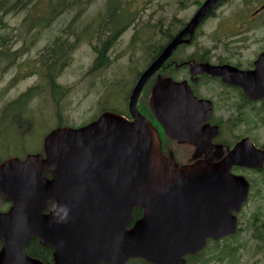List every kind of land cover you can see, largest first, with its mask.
Segmentation results:
<instances>
[{
    "label": "water",
    "instance_id": "obj_1",
    "mask_svg": "<svg viewBox=\"0 0 264 264\" xmlns=\"http://www.w3.org/2000/svg\"><path fill=\"white\" fill-rule=\"evenodd\" d=\"M219 1L204 0L141 73L129 98L132 121L105 111L84 126L50 131L44 156L28 154L0 164V199L11 204L0 212V264H126L131 259L186 264L184 257L198 253L208 239L236 233L233 212L246 202L249 183L232 175L230 167H261L264 152L257 155L250 141L242 140L221 163L178 168L162 155L156 130L136 107L147 81L180 44L190 42ZM255 65L236 73L232 82L251 99L264 97V54ZM196 68L220 75L216 67ZM149 104L165 134L181 138L195 108L186 84L163 80ZM136 209L142 215L128 227ZM32 239L53 250L52 262L24 252Z\"/></svg>",
    "mask_w": 264,
    "mask_h": 264
},
{
    "label": "rangeland",
    "instance_id": "obj_2",
    "mask_svg": "<svg viewBox=\"0 0 264 264\" xmlns=\"http://www.w3.org/2000/svg\"><path fill=\"white\" fill-rule=\"evenodd\" d=\"M16 1H19L20 10L4 15L5 28L0 27V42L4 38L10 39L6 46L0 47V114L4 106L31 88L41 86V94L28 102L12 125L8 121L0 124L1 161L40 152L44 137L58 125L78 128L93 121L105 109L117 107L122 110L123 101L135 83L137 70L144 66L149 49H152L150 45L158 38L153 34L154 21L159 20L163 30L166 27L173 29L178 22L189 18L199 0H183L182 7L176 0H128L127 10L136 14L137 21L129 31L115 39L100 60V68L94 70V52L100 43L96 34L89 41L84 35L85 30H81L90 22L97 25L107 0H93L82 15L77 1L67 11H59L51 9L49 0H0L4 4ZM246 1L252 5L264 3V0ZM34 2L37 5L31 7ZM51 11L53 14L48 15ZM45 16V20H49L47 25ZM62 30L73 32L69 43L75 41L77 35L79 41L54 81L55 86L66 89L67 94L58 96L56 93L55 98L47 80L40 75L43 72L40 56L57 36L61 41L66 38ZM141 30L147 33L143 39L139 36ZM105 37L102 36L100 41ZM201 43L208 42L201 38ZM8 53L11 56L4 58ZM28 63L29 67L22 69ZM259 128L252 136L263 143L264 126ZM241 175L251 183V189L246 204L236 214L237 233L209 244L188 264H264V230L260 229L264 224V171ZM8 208L9 204L0 199V212H6Z\"/></svg>",
    "mask_w": 264,
    "mask_h": 264
},
{
    "label": "flooded vegetation",
    "instance_id": "obj_3",
    "mask_svg": "<svg viewBox=\"0 0 264 264\" xmlns=\"http://www.w3.org/2000/svg\"><path fill=\"white\" fill-rule=\"evenodd\" d=\"M240 1L238 4L235 0H220L198 25L190 42L180 44L163 63L162 67L147 81L137 101L138 112L152 124L157 132L162 155L178 168L195 164L198 161L221 163L232 152L236 144L242 140L250 141V145L255 149L257 155H261V151L264 152V142L259 143L252 136L258 129H261L259 126H264V97L251 99L241 87L232 83L236 81L235 77L238 75L236 73L255 70L256 61L264 54V3L252 5L246 0ZM203 2L204 0L196 2L189 18L186 21L178 22V26L173 29L166 27L163 30L160 21H154L153 34L154 36L157 35L158 38L155 44L150 45L152 49H149L144 66L141 70H137L131 91L141 73L160 55L173 37L184 28ZM176 4L182 7L184 2L183 0H176ZM211 24L213 26L208 29L207 27ZM93 27L95 28V26ZM129 27L122 32L129 31ZM121 33L116 35L105 34L106 37L102 42H107V48L102 55L103 57ZM145 35H147L145 30H141L140 38L143 39ZM187 38L188 36L184 37V39ZM201 38H204L208 43L202 44ZM185 51V55L182 56ZM94 54L96 60L99 56V48ZM47 59L48 57L44 56L42 60L46 61ZM206 65L218 68L220 75L197 71L196 66L206 67ZM28 67L29 63L22 69L26 70ZM165 79H171L175 83H185L194 101L193 118L188 123L191 124L181 131L183 133L181 138L168 137L156 121L150 108L149 100L153 88ZM131 91L124 99L125 102L123 101L122 110H118L117 107L105 109L98 116L105 111H111L122 115L128 121H132L133 117L128 107ZM36 153L44 156L43 144L40 152ZM262 171H264V160L263 165L257 168L243 165L230 167V173L234 176H242L243 172L261 173ZM250 189L251 183L249 182L248 198ZM52 209L54 206L44 213L48 214ZM238 213H234V215L237 217L236 214ZM260 229L264 230V224ZM226 237L229 236L223 238ZM220 240L208 239L202 250L194 255L184 257L186 264L191 260H196L209 244ZM37 241H34L36 247H45L39 243L38 239ZM48 248L51 252L50 260L47 262H52L53 250ZM134 260L132 259L126 264H140Z\"/></svg>",
    "mask_w": 264,
    "mask_h": 264
},
{
    "label": "trees",
    "instance_id": "obj_4",
    "mask_svg": "<svg viewBox=\"0 0 264 264\" xmlns=\"http://www.w3.org/2000/svg\"><path fill=\"white\" fill-rule=\"evenodd\" d=\"M77 1L80 4L81 8V15L85 12V9L93 0H49V4H52L50 7L52 10L58 9L59 11H67L74 2ZM128 0H107L105 10L98 16L97 25L93 22L88 23L85 28L81 31H84V35L90 39L93 35L96 34V38L98 43H100L97 47L99 48V56L94 61L93 70L100 68L101 66V58L103 57V53L107 48V42H101L102 36L106 33H110L112 35H116L117 33H121L125 28L129 27L131 24L137 21V16L135 13L127 10ZM37 2H34L31 7H35ZM19 1H16L12 4H4L0 2V27L1 29L5 28V23L3 20V16L8 14L9 12H16L20 10ZM53 11H51L48 15H52ZM47 15V16H48ZM45 25L48 24L49 20H45ZM95 26V28L93 27ZM64 31L62 30V33ZM66 34V38L61 41L60 36H57L50 46L45 47L41 52V57L47 56L48 59L46 61L41 60L40 65L43 67V72L40 74L43 76L44 79L47 80L49 87L53 93V96L56 98V93H59L58 96H65L67 94V90L60 88L59 86H55L54 81L57 74L67 65L70 51L75 49L76 44L79 41V36L77 35L75 41L69 43V37H72L73 32H64ZM10 39L4 38L0 42V47H4L7 45V41ZM62 42V43H59ZM67 47V48H64ZM96 47V46H94ZM15 53H12L14 55ZM2 57H4L1 54ZM11 54L8 53L7 56L4 58L10 57ZM152 60V59H151ZM39 65V67H40ZM41 86H36L34 88L29 89L25 93L21 94L15 101L7 104L1 110L0 114V124L4 122H9L10 125L14 123V121L20 115L22 109L31 101L34 97L41 94L40 92ZM62 127L63 125H58ZM2 161L0 160V163ZM49 175L47 174V177ZM141 216V210L136 209L134 210V215L132 222L128 225L130 227L139 217ZM260 237V236H258ZM34 241L38 242L37 239H32L24 248V252L30 256L41 260L42 262H47L50 260V252L51 250L48 247H36L34 245ZM134 262H138L140 264H146L142 260H134ZM133 262V263H134Z\"/></svg>",
    "mask_w": 264,
    "mask_h": 264
}]
</instances>
